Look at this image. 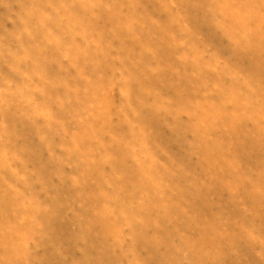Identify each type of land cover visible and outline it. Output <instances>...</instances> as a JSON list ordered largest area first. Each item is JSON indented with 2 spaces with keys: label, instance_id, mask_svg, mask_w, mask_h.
Returning a JSON list of instances; mask_svg holds the SVG:
<instances>
[{
  "label": "rangeland",
  "instance_id": "374dc122",
  "mask_svg": "<svg viewBox=\"0 0 264 264\" xmlns=\"http://www.w3.org/2000/svg\"><path fill=\"white\" fill-rule=\"evenodd\" d=\"M0 264H264V0H0Z\"/></svg>",
  "mask_w": 264,
  "mask_h": 264
},
{
  "label": "bare ground",
  "instance_id": "6f19581e",
  "mask_svg": "<svg viewBox=\"0 0 264 264\" xmlns=\"http://www.w3.org/2000/svg\"><path fill=\"white\" fill-rule=\"evenodd\" d=\"M240 3V2H239ZM239 3H238V5H239ZM241 3H242V1H241ZM232 4V3H231ZM230 4V5H231ZM241 6H242V4H240ZM227 6V5H226ZM249 6V5H248ZM230 7H232V5L230 6ZM244 7V6H243ZM254 7V6H253ZM241 8V7H240ZM231 9V8H230ZM248 9V8H247ZM252 9V8H251ZM254 9V8H253ZM245 10V9H244ZM250 10V9H249ZM248 10V11H249ZM221 12V11H220ZM223 12V11H222ZM226 12V11H225ZM227 13V12H226ZM239 16H241V15H239ZM244 16V15H243ZM250 16V15H249ZM251 16H252V13H251ZM238 17V16H237ZM240 18V17H239ZM229 19V18H228ZM250 19V18H249ZM227 20V19H226ZM234 21V20H233ZM233 23V22H232ZM231 23V24H232ZM236 24V23H235ZM238 25V24H237ZM254 118V117H253ZM254 121V120H253ZM201 129V128H200ZM227 134V133H226ZM231 134V133H230ZM204 136V135H203ZM205 138V137H204ZM207 138V137H206ZM199 144V143H198ZM212 146V145H211ZM207 157V156H206ZM203 163V162H202ZM132 223V222H131ZM134 235H136V234H134Z\"/></svg>",
  "mask_w": 264,
  "mask_h": 264
}]
</instances>
